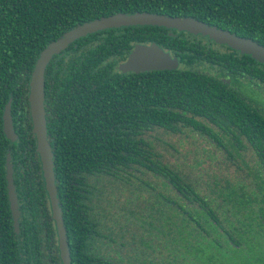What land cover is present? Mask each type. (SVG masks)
Masks as SVG:
<instances>
[{"label": "trees", "instance_id": "1", "mask_svg": "<svg viewBox=\"0 0 264 264\" xmlns=\"http://www.w3.org/2000/svg\"><path fill=\"white\" fill-rule=\"evenodd\" d=\"M135 11L192 16L264 45V0H0V264H62L27 102L28 82L40 51L65 31L85 21ZM192 35L156 25L107 28L75 40L48 63L44 73V98L49 74L53 71L51 78L61 79V57L66 50L76 53L82 43L86 45L83 50L86 58L97 54L96 109L87 104L81 106L79 131L83 132L64 141H61L60 126L52 133L58 139L55 141L58 151H52L53 163L61 167L54 166L53 170L71 264H106L104 257L98 256L105 254L100 249L99 253L95 252L94 244L97 241L106 244L113 235L116 240L118 233L113 229L122 228L125 221L135 226L131 227L135 244L154 249L157 239L161 246L160 264H175V254L184 256L191 234L184 214L188 207L195 219L206 218L215 210L191 184L201 181L209 186L213 180L209 188L214 195L212 201L217 205L218 198H222L225 205L231 204L240 186L245 188L241 183L244 178L238 172H226L231 175L228 176L221 171L234 167L233 162L239 158L243 161L238 150L243 140L232 141L229 156L190 148V153H195L188 169L179 165L177 159H169L164 152L167 142L163 135L178 136L179 147L185 143L192 147V128L209 130L197 119L201 115L214 116L218 127H233L237 134L251 133L248 141L258 152L264 150V113L259 110L249 114L251 123L244 119L245 114H238L241 107L238 97L228 89V83L218 78L228 74L220 72L213 76L201 70L205 68L204 61L210 63L217 59L230 63L229 59L211 50L205 52L201 44L190 39ZM151 42L178 57L185 68L127 72L124 76L128 79L124 78L123 82L116 77L110 79L107 73L111 55H116L115 52L124 55L137 43ZM73 43L78 44L77 47ZM225 47L255 60L249 54ZM80 58L76 55L71 61ZM73 72L79 75L77 67ZM256 73L258 83H264V70L257 68ZM10 96L13 125L18 134L14 142L5 137L2 128V113ZM59 96L61 98V92ZM110 96H116L119 110L108 108ZM69 103L71 110L78 105L75 99ZM58 121H61V113L51 127L59 124ZM257 131L262 138L256 137ZM61 144H67V149L73 152H61ZM180 149L175 148L174 154L183 155ZM8 150L20 209L19 233L14 231L7 199L5 160ZM259 155L255 164L261 166L264 152ZM205 159L211 173L204 168L200 172L199 165ZM79 176L85 180L82 185L74 184ZM99 179L110 186L108 189L105 184V198L111 196L113 201L120 196L125 199L127 195L123 202L118 201L117 228L109 225L113 218L106 219L104 212L100 211L103 218L97 217L94 200L101 196L103 189L99 188L96 196L94 181ZM76 187L83 192H77ZM132 201L134 207L129 204ZM191 202L197 207H191ZM110 229L116 233H107ZM197 234L194 233L195 238L199 237ZM114 251L120 255L121 249Z\"/></svg>", "mask_w": 264, "mask_h": 264}, {"label": "flooded vegetation", "instance_id": "2", "mask_svg": "<svg viewBox=\"0 0 264 264\" xmlns=\"http://www.w3.org/2000/svg\"><path fill=\"white\" fill-rule=\"evenodd\" d=\"M190 39L197 45L201 44L202 50L205 52L211 50L216 55L226 56L229 59L230 63L227 60L218 62L217 59L212 60L210 63L204 61L203 65L205 68L201 70L213 76L220 75V72L224 75L228 74L227 76H220L218 78L228 83V89L234 92L238 97L237 101L241 104L238 114H245V116H243L244 119H247V123H251L248 120L249 114L259 110L264 113V83H258L256 73L257 68L264 70V65H261L256 59H250L249 56L243 57L242 54L227 49L225 45L218 44L207 37L192 35ZM77 45L78 44H75L74 46L73 43L74 47H77ZM85 48L86 45L80 43L76 53H73L72 50L65 51V54L61 57V79L59 81L51 78L55 72L52 71V73L49 74L48 86L45 91L44 108L47 140L52 151L57 149L55 141H58L55 136H52L54 128L61 127V141L71 140L77 134L83 132L79 131L81 106L88 105L91 108L94 106V109H96V98L98 93L95 83L97 79V54L95 53L88 59L86 58L87 54L83 52ZM129 53L130 52L120 55L118 52H115L116 55H111L108 58V63H110L111 66L107 75H110V79L115 77L120 78L121 82L124 81V78L128 79L127 76H124L127 72H121L118 67L127 59ZM76 55L81 58L76 61H71V57ZM178 62L179 65L177 68H185L181 65L179 58ZM236 64H238V66H236ZM74 67L78 68L79 75L74 74ZM196 70L199 69L196 68ZM229 73L231 77H229ZM243 75L245 78L242 77ZM60 92L61 98L59 96ZM72 99L78 102V105L74 106V110H71V106H69L71 105L69 101ZM117 103L118 100L116 96L115 98H112V96L108 97L107 105L109 109H113L112 111L120 109V105ZM124 110L127 109L124 108ZM59 113H61V121H58L60 123L51 127L53 121L56 122L59 118ZM198 118L200 122L206 124L209 130L192 128L191 134L194 136L191 137L192 149L198 148V150L202 152L203 150H209L213 153L219 152V155L223 154L224 156H229L228 154L233 150L231 146L232 141L235 139L243 140L244 144L238 148L241 152L243 161L239 158L233 162L234 167H227V171L224 169L221 171L222 174H227L228 176L231 175L226 172H238L239 175L244 178V181H241V183L246 186L245 188L240 186L238 190L239 193L237 196L234 195L235 197L231 200V204L225 205L224 200L222 202V198H218L217 201H219V203L217 205L215 201H212L214 195L209 188L214 183L213 180L209 186H206L205 183H201V181L191 184V187L199 191L200 195L205 196L204 199L207 205L210 208H215V210L213 209L206 218L195 219L192 214H189L192 209L188 207V211L184 214L186 216L187 229H190L189 231H191V234L184 256L178 253L175 254V264H264V158H260L261 166L255 164L257 155H259V153L262 154L264 150L258 152L259 150L255 148L253 143L248 141V135L251 133L237 134L233 130V127H226V129L224 126L218 127L215 124L216 119L214 116L201 115L197 116V119ZM139 121L141 122V120ZM225 132H227V135H225ZM257 136H261L262 138L261 133L258 131L256 133V137ZM61 152L70 153L73 151L70 148L67 149V144H61ZM74 152L78 153L77 151ZM54 166L61 167L60 164ZM77 167H85V165H77ZM245 167H249L250 170ZM191 169L193 170L195 167H191ZM205 169L209 173L212 172L211 167H206ZM222 174L219 176H222ZM254 174L255 176H253ZM82 182L85 183V180H82L81 176H79V181L74 184L82 185ZM79 187H76L77 192H83V189ZM189 204L191 207H197V204L194 202ZM59 206L61 207L60 201ZM173 206H176V204H173ZM51 220L53 221L52 218ZM53 227L56 231L55 223ZM109 231H111L112 234L116 233L111 229ZM196 232L199 233L197 234L199 236L198 238L194 236ZM45 237H47L46 233ZM114 238L115 235H113V237L111 236L109 239L111 242H114ZM158 242L159 241L155 239L154 249H148L154 250V253L157 255L156 260L147 257V254L149 255L150 252L146 249L145 245L136 244L135 246L133 241V253L130 247L127 253L121 250L119 253L120 255H116L114 251L115 248H111L114 255L100 254L98 256L101 258L104 257L106 264H160L161 246ZM94 248L95 252L99 253V249L95 246ZM138 251L146 253V256L140 258ZM139 258L141 260L140 263L138 261ZM143 261L145 262L143 263Z\"/></svg>", "mask_w": 264, "mask_h": 264}, {"label": "water", "instance_id": "3", "mask_svg": "<svg viewBox=\"0 0 264 264\" xmlns=\"http://www.w3.org/2000/svg\"><path fill=\"white\" fill-rule=\"evenodd\" d=\"M156 25L178 32H188L201 35L218 43L227 45L241 53L249 54L258 62H264V45L251 38L240 36L227 29L208 24L192 16H172L164 13L135 11L132 13L117 12L107 16L94 18L78 24L65 31L56 39L50 41L39 53L28 82L27 102L31 120V131L35 136V152L40 161L44 188L47 192L51 218L55 223L59 257L62 264H71V257L67 242V232L62 218L61 207L57 197L55 185L53 152L47 140L46 117L44 108V73L55 54L67 47L75 40L107 28L122 26ZM171 33V32H170ZM179 65L178 58L170 51L163 49L156 42L149 44L138 43L128 54V57L119 65L121 72H142L149 70L175 69ZM12 96L8 98L2 113V128L5 137L14 142L18 134L13 125L11 114ZM14 169L11 163L10 150L5 160V180L7 199L13 220V228L19 233L20 209L13 177Z\"/></svg>", "mask_w": 264, "mask_h": 264}, {"label": "rangeland", "instance_id": "4", "mask_svg": "<svg viewBox=\"0 0 264 264\" xmlns=\"http://www.w3.org/2000/svg\"><path fill=\"white\" fill-rule=\"evenodd\" d=\"M175 31L178 32L177 30H175ZM259 63H261V62H259ZM261 65H264V62H262ZM162 137L167 142L166 143V151H164V152H166V156L169 159H171L172 161H174L175 159H177L179 165H182L183 167H186L188 169L189 168V165L192 163L193 154L195 153V152H193V154L190 153V150L189 149L192 148V147H190L188 143H185V144H183L182 147H179V143L177 142V137L178 136H172L171 135L169 137L168 135H163ZM175 148H177V149H180L181 148L182 150L181 149L180 150L183 152V155L180 154V153L179 154H174ZM206 160L207 159H205L199 165V168L201 170L203 168L205 169L206 167H208V162H206ZM94 182H95L94 185L96 187L95 188L96 191L94 190L96 196H97V193L99 192V188H102L103 189V191L101 193V196L95 197V200H94V203L97 204V206H95V208H96L95 210L97 211V217L98 218H101L102 217L101 213L104 212L106 215L103 216V217H105L108 220H111L113 218L110 221V224L109 225L112 228H117L116 227V224H115V221H116V218L119 215H116L115 213L118 211L117 210L118 201L123 202V200L126 199L127 195L125 196V199H124V197H121L119 195L120 196L119 197V200H118V197L116 198V195H115L114 198H116V199H114L112 201L111 200V196L105 198L106 195L103 193L104 192L105 184L107 182H105V181L100 182V179L98 181L95 180ZM106 188L110 189V186H109L108 183L106 184ZM129 197L132 198L131 195ZM108 199H109V201H108ZM131 203H132V206L134 207L135 206L134 201L130 202L129 204H131ZM102 208L104 209L103 211H102ZM109 209H110V211H109ZM100 211H101V213H100ZM131 227L134 228L135 226L131 225L130 222L125 221V224L123 223L122 228L113 229V230H115L118 233V237H117L116 240H114V242H111L110 239L108 238V242L106 244L105 243H102L101 241H97L94 244V246L96 248L100 249L101 252L104 253L105 255H108V254H113L114 255V252L111 250V248H115V249L120 248L122 251H124V252L127 253L129 251L130 247H131L132 253H133L134 248L132 246V238H131V233L133 232V228H131ZM103 231H105V230H103ZM109 232L110 231L107 230V233H109ZM122 234H123V236H122ZM105 239H107V238H105ZM134 245L136 246L135 243H134ZM148 251L150 253H149V255L147 254V257H149L150 259H153V260L155 259L156 260L157 255H156V253H154V250H148ZM139 256H140V258L142 256H146V253L139 252ZM140 258L138 260L139 263L141 262Z\"/></svg>", "mask_w": 264, "mask_h": 264}]
</instances>
